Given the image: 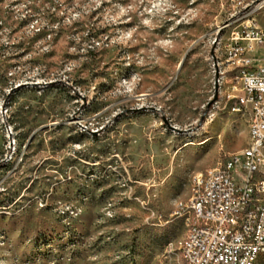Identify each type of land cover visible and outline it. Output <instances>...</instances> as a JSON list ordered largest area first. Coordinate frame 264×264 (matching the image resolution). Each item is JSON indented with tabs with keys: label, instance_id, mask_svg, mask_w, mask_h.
Segmentation results:
<instances>
[{
	"label": "rangeland",
	"instance_id": "rangeland-1",
	"mask_svg": "<svg viewBox=\"0 0 264 264\" xmlns=\"http://www.w3.org/2000/svg\"><path fill=\"white\" fill-rule=\"evenodd\" d=\"M263 2L0 0V264H179L176 204L248 143L226 59Z\"/></svg>",
	"mask_w": 264,
	"mask_h": 264
},
{
	"label": "built area",
	"instance_id": "built-area-1",
	"mask_svg": "<svg viewBox=\"0 0 264 264\" xmlns=\"http://www.w3.org/2000/svg\"><path fill=\"white\" fill-rule=\"evenodd\" d=\"M244 34L235 31L229 45L228 66L236 67L239 94L228 106L248 116L249 148L196 173L189 197L176 204L174 214L186 225L177 242L183 264H251L252 257L264 255V57H244L254 44L264 53V19L246 26ZM236 170H243V178H236Z\"/></svg>",
	"mask_w": 264,
	"mask_h": 264
},
{
	"label": "water",
	"instance_id": "water-1",
	"mask_svg": "<svg viewBox=\"0 0 264 264\" xmlns=\"http://www.w3.org/2000/svg\"><path fill=\"white\" fill-rule=\"evenodd\" d=\"M211 54H212V57L215 59V55H214L213 51L211 52ZM219 74H220V73H219L218 67H217V65H216V71H215V82H214V96H213V99H211V100L207 103V109L210 107V105H211L212 103H214V102L217 100L218 88H219V78H220V75H219ZM35 84H37V83H23V84H19V85L15 86L14 89H12V91L15 90V89H17V88L20 87V86L35 85ZM142 109H144V108H143V107H139V108H137L136 110H142ZM150 109L153 110L154 108H150ZM207 109H205L203 115L201 116L200 121H199V124L202 123V121H203V119H204V117H205V115H206ZM170 128H172V129H174V130H176V131H180V132H181V130H179V129L173 127V126H170Z\"/></svg>",
	"mask_w": 264,
	"mask_h": 264
},
{
	"label": "bare ground",
	"instance_id": "bare-ground-1",
	"mask_svg": "<svg viewBox=\"0 0 264 264\" xmlns=\"http://www.w3.org/2000/svg\"><path fill=\"white\" fill-rule=\"evenodd\" d=\"M226 63H228V59H226ZM247 124H248V143H247L246 147L243 150H247L249 148L250 127H249L248 116H247ZM9 135H10V130H9ZM10 144H11V141H10L9 145ZM236 178H243V170H236ZM181 202H184V201H180V202H178V204H180ZM259 256L260 255H256V257H252L251 264H255L257 262ZM179 264H183V260H180Z\"/></svg>",
	"mask_w": 264,
	"mask_h": 264
},
{
	"label": "trees",
	"instance_id": "trees-1",
	"mask_svg": "<svg viewBox=\"0 0 264 264\" xmlns=\"http://www.w3.org/2000/svg\"><path fill=\"white\" fill-rule=\"evenodd\" d=\"M236 102V100L235 99H231V100H229L228 102H227V104L226 105H230V104H232V103H235Z\"/></svg>",
	"mask_w": 264,
	"mask_h": 264
}]
</instances>
